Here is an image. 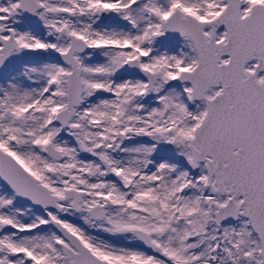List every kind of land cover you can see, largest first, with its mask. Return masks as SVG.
I'll list each match as a JSON object with an SVG mask.
<instances>
[{
	"label": "snow or ice",
	"instance_id": "snow-or-ice-1",
	"mask_svg": "<svg viewBox=\"0 0 264 264\" xmlns=\"http://www.w3.org/2000/svg\"><path fill=\"white\" fill-rule=\"evenodd\" d=\"M0 264H264V0H0Z\"/></svg>",
	"mask_w": 264,
	"mask_h": 264
}]
</instances>
